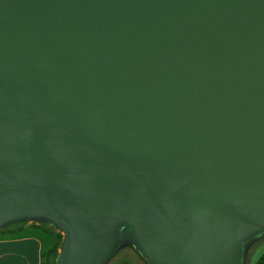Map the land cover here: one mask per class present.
Returning <instances> with one entry per match:
<instances>
[{
    "label": "water",
    "instance_id": "95a60500",
    "mask_svg": "<svg viewBox=\"0 0 264 264\" xmlns=\"http://www.w3.org/2000/svg\"><path fill=\"white\" fill-rule=\"evenodd\" d=\"M55 264H241L264 232V0H0V229Z\"/></svg>",
    "mask_w": 264,
    "mask_h": 264
},
{
    "label": "rangeland",
    "instance_id": "374dc122",
    "mask_svg": "<svg viewBox=\"0 0 264 264\" xmlns=\"http://www.w3.org/2000/svg\"><path fill=\"white\" fill-rule=\"evenodd\" d=\"M28 227L30 229H39L48 235L46 243L50 244L62 241V232L47 222L41 221H23L20 223H12L8 228ZM264 253V232L257 233L247 242L242 250L241 264H255L258 258ZM41 264H45V258L41 260ZM53 263L52 259L49 260ZM104 264H148L145 257L137 249L133 241L127 237H123L115 250L111 253Z\"/></svg>",
    "mask_w": 264,
    "mask_h": 264
},
{
    "label": "crops",
    "instance_id": "0c3cea01",
    "mask_svg": "<svg viewBox=\"0 0 264 264\" xmlns=\"http://www.w3.org/2000/svg\"><path fill=\"white\" fill-rule=\"evenodd\" d=\"M47 233L21 227L13 233H0V264H40L41 253L48 249ZM49 240V239H48Z\"/></svg>",
    "mask_w": 264,
    "mask_h": 264
},
{
    "label": "trees",
    "instance_id": "16d2710c",
    "mask_svg": "<svg viewBox=\"0 0 264 264\" xmlns=\"http://www.w3.org/2000/svg\"><path fill=\"white\" fill-rule=\"evenodd\" d=\"M42 222V221H41ZM21 226L17 228H8V226L1 228L0 233L6 231L7 233H13L14 231L20 229ZM60 242L54 243L52 246L48 247V249L44 250L41 253V260L45 258V264H55V258L58 253ZM52 259L53 263H50L49 260ZM42 262V261H41ZM41 264V263H40ZM255 264H264V253L258 258Z\"/></svg>",
    "mask_w": 264,
    "mask_h": 264
}]
</instances>
